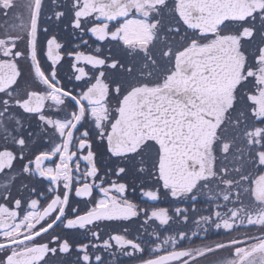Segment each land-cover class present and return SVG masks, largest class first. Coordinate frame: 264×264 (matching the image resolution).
<instances>
[{
  "label": "snow or ice",
  "instance_id": "obj_1",
  "mask_svg": "<svg viewBox=\"0 0 264 264\" xmlns=\"http://www.w3.org/2000/svg\"><path fill=\"white\" fill-rule=\"evenodd\" d=\"M0 15V264H264V0Z\"/></svg>",
  "mask_w": 264,
  "mask_h": 264
},
{
  "label": "flooded vegetation",
  "instance_id": "obj_2",
  "mask_svg": "<svg viewBox=\"0 0 264 264\" xmlns=\"http://www.w3.org/2000/svg\"><path fill=\"white\" fill-rule=\"evenodd\" d=\"M4 19L5 18L2 15H0V23H2L4 21ZM55 31H56L58 38L62 39L63 43H65V45L69 48V50H71L73 47H75L76 44L79 43V39L76 37L75 33L71 32V30L63 31L58 26ZM88 38H89L88 36L84 37V39H88ZM42 39H43V37H42ZM89 43L91 44L92 40H89ZM97 43H99V42H97ZM84 50L88 51L87 48H85ZM69 59L70 58L66 56L65 60L62 61L63 68L61 69V75L64 77H67L69 74V64H68ZM43 60H46V57L43 58ZM43 60H42V63H43ZM48 63H50V62H48ZM44 66L47 67V63H45ZM21 67L25 72H27V70H28L27 64H22ZM45 183H47V182H45ZM129 196H130V198H132L134 201H137V202H139L141 199L139 192H137V193H131L130 192ZM144 200H145V203L143 206L149 207V208H151L152 206L169 207L170 213H171L172 208L175 207V205H170L168 200H163L161 202H155V204H154V202L147 201L146 198H144ZM190 204H191V202L189 201V202H185V204L182 206L183 207H189ZM195 206H196L197 212H195V213H193L191 211L189 212L190 222H191L192 217L197 216L198 214L202 213L205 210V208L209 207V204H208L207 200H205L203 197H201ZM81 207H82V205H81ZM138 226H139L138 223L132 224L131 230L136 229ZM175 227H183V225H176ZM101 231H102V233H111L112 229L110 227L109 228H102ZM74 238L77 240L80 239L79 236L74 237ZM105 238H106V236H105ZM224 238L225 237L220 233L210 234V239H224ZM197 243H199V241H197ZM105 257L109 261V264H112L113 258L108 257L107 254H105ZM117 264H133V262H130L129 258L118 257L117 258Z\"/></svg>",
  "mask_w": 264,
  "mask_h": 264
}]
</instances>
